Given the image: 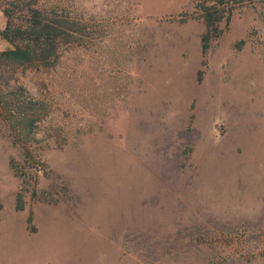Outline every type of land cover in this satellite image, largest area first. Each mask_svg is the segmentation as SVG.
<instances>
[{
  "label": "rangeland",
  "instance_id": "1",
  "mask_svg": "<svg viewBox=\"0 0 264 264\" xmlns=\"http://www.w3.org/2000/svg\"><path fill=\"white\" fill-rule=\"evenodd\" d=\"M202 1H47L87 30L4 74L39 101L43 171L0 116V264H264V0L206 53Z\"/></svg>",
  "mask_w": 264,
  "mask_h": 264
},
{
  "label": "trees",
  "instance_id": "2",
  "mask_svg": "<svg viewBox=\"0 0 264 264\" xmlns=\"http://www.w3.org/2000/svg\"><path fill=\"white\" fill-rule=\"evenodd\" d=\"M47 1L2 0L0 5L7 17V25L0 29V35L12 44L11 48L0 51V116H7L12 127L20 133L25 161L34 166L35 175L43 171L34 145L36 129L42 119L39 101L26 95L22 86L6 91L2 86L4 74L6 69L13 67L54 68L61 58L62 48L79 43L87 30L69 7ZM243 1L203 0L199 3L207 26L202 37L204 53L208 51L212 38L222 33L219 23L223 19L229 21L233 7ZM16 168L21 175L28 174L26 170ZM2 207L0 200V211ZM16 207L19 210L25 207L22 192L17 196ZM32 221L30 215L28 222L31 224Z\"/></svg>",
  "mask_w": 264,
  "mask_h": 264
}]
</instances>
